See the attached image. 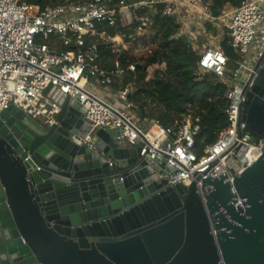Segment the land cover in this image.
<instances>
[{"label":"water","instance_id":"95a60500","mask_svg":"<svg viewBox=\"0 0 264 264\" xmlns=\"http://www.w3.org/2000/svg\"><path fill=\"white\" fill-rule=\"evenodd\" d=\"M44 93L56 125L0 112V264H264V151L231 183L202 179L201 196L155 180L117 129L83 142V111ZM241 119L264 137V60Z\"/></svg>","mask_w":264,"mask_h":264},{"label":"built area","instance_id":"2783aa9c","mask_svg":"<svg viewBox=\"0 0 264 264\" xmlns=\"http://www.w3.org/2000/svg\"><path fill=\"white\" fill-rule=\"evenodd\" d=\"M159 8L161 16L177 25L172 38L183 39L198 56L195 80L212 74L227 86L226 125L200 156L196 153L198 119L187 116L180 124L163 127L135 116L129 96L135 92L138 63L122 64L125 50L116 54L114 48V41L122 38L107 35V26L119 22L127 27L136 21L139 37ZM144 10L148 13L140 14ZM224 35L239 57L230 78L220 48ZM102 45L111 52L109 67L103 63ZM59 46L67 50L60 51ZM127 56L134 57L128 52ZM263 60L264 0L226 6L218 16L211 13L207 0H62L45 6L0 0V112L15 106L44 125H56L61 107L44 93L51 86L83 111L89 128L83 142L99 129H117L124 145L139 149L140 161L161 170L155 180L170 185L195 182L201 196L202 179L226 174L231 183L264 151L261 136L241 119L245 95ZM126 79L129 83L124 85ZM134 168L140 169V164Z\"/></svg>","mask_w":264,"mask_h":264},{"label":"trees","instance_id":"16d2710c","mask_svg":"<svg viewBox=\"0 0 264 264\" xmlns=\"http://www.w3.org/2000/svg\"><path fill=\"white\" fill-rule=\"evenodd\" d=\"M23 1L40 6L62 3V0ZM243 1L207 0L214 16L220 15L226 6L238 7ZM160 11L161 8L158 9V13L151 16V42L157 44L152 53L144 59V63L139 64L141 60L128 57L127 51H122L120 57L122 64L126 61L138 63L134 79L135 92L129 96L133 103L132 111L140 121H156L163 127L180 124L187 116L192 120L198 119L196 153L200 156L204 147L213 143L226 125L223 106L227 86L212 74H204L201 80H195L194 71L198 56L183 39L172 38L177 31V25L173 19L161 16ZM146 13L147 10L140 11L142 15ZM138 25L133 21L130 26L122 27L116 22L113 26L106 27L107 35L109 37L117 35L128 42L130 37H137L135 29ZM220 48L227 57L226 77L230 78V72L236 68L239 57L229 46L226 35L221 39ZM58 50L67 49L59 46ZM101 55L104 65L109 67L111 52L103 45ZM158 65L162 66L161 70L157 68L149 73L150 68ZM127 83L128 79L124 81V85ZM149 103L152 107H148Z\"/></svg>","mask_w":264,"mask_h":264},{"label":"rangeland","instance_id":"374dc122","mask_svg":"<svg viewBox=\"0 0 264 264\" xmlns=\"http://www.w3.org/2000/svg\"><path fill=\"white\" fill-rule=\"evenodd\" d=\"M150 25L146 24L145 28H143L141 34L139 35V39L136 41L125 42L124 40H119L118 38L114 41V48L116 54H120L122 50L128 52L129 55L136 57L141 60L140 63H144V59L153 51L156 47L157 42L152 43L150 37ZM160 69L162 66H154L149 69V73L155 69ZM152 107L149 103L148 107Z\"/></svg>","mask_w":264,"mask_h":264},{"label":"bare ground","instance_id":"6f19581e","mask_svg":"<svg viewBox=\"0 0 264 264\" xmlns=\"http://www.w3.org/2000/svg\"><path fill=\"white\" fill-rule=\"evenodd\" d=\"M261 139V143L263 144L264 143V137H260Z\"/></svg>","mask_w":264,"mask_h":264}]
</instances>
